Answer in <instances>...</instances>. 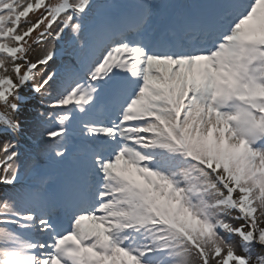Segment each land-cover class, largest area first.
Here are the masks:
<instances>
[{"label":"snow or ice","instance_id":"6c2138e0","mask_svg":"<svg viewBox=\"0 0 264 264\" xmlns=\"http://www.w3.org/2000/svg\"><path fill=\"white\" fill-rule=\"evenodd\" d=\"M256 247L264 0H0V264Z\"/></svg>","mask_w":264,"mask_h":264},{"label":"trees","instance_id":"16d2710c","mask_svg":"<svg viewBox=\"0 0 264 264\" xmlns=\"http://www.w3.org/2000/svg\"><path fill=\"white\" fill-rule=\"evenodd\" d=\"M259 255H264V250L259 249L258 247L252 250V256L255 259Z\"/></svg>","mask_w":264,"mask_h":264},{"label":"rangeland","instance_id":"374dc122","mask_svg":"<svg viewBox=\"0 0 264 264\" xmlns=\"http://www.w3.org/2000/svg\"><path fill=\"white\" fill-rule=\"evenodd\" d=\"M233 240H234V243H236L237 247L239 248V246H238V239L237 238H233Z\"/></svg>","mask_w":264,"mask_h":264},{"label":"clouds","instance_id":"9594fccd","mask_svg":"<svg viewBox=\"0 0 264 264\" xmlns=\"http://www.w3.org/2000/svg\"><path fill=\"white\" fill-rule=\"evenodd\" d=\"M253 264H255V261L253 262Z\"/></svg>","mask_w":264,"mask_h":264}]
</instances>
